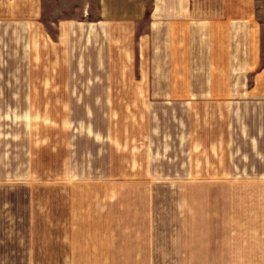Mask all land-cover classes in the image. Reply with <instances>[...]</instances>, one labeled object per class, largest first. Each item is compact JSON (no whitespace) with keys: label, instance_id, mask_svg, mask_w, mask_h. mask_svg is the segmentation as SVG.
Masks as SVG:
<instances>
[{"label":"crops","instance_id":"crops-1","mask_svg":"<svg viewBox=\"0 0 264 264\" xmlns=\"http://www.w3.org/2000/svg\"><path fill=\"white\" fill-rule=\"evenodd\" d=\"M213 226L264 251V0H0V264H204Z\"/></svg>","mask_w":264,"mask_h":264},{"label":"rangeland","instance_id":"rangeland-1","mask_svg":"<svg viewBox=\"0 0 264 264\" xmlns=\"http://www.w3.org/2000/svg\"><path fill=\"white\" fill-rule=\"evenodd\" d=\"M115 112V115L117 116L118 109L113 110ZM251 221V225H252ZM215 231H219L217 226H213L211 230L207 228L206 233L210 232V236H206V259L204 264H230V237H221V236H215ZM261 238L253 237L250 238L251 241H253V245L256 244V246H253L259 250H264V246L262 245ZM252 249V248H251ZM252 259L249 262V264H264V251H253L252 249ZM258 256V257H257ZM261 258V259H259ZM196 260V259H195ZM238 264H245L240 260V257L238 259ZM190 264H197L196 261H192Z\"/></svg>","mask_w":264,"mask_h":264}]
</instances>
